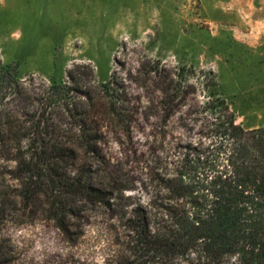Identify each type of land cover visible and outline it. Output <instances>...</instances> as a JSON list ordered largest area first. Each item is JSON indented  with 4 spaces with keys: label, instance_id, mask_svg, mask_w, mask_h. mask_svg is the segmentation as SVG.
I'll use <instances>...</instances> for the list:
<instances>
[{
    "label": "rangeland",
    "instance_id": "1",
    "mask_svg": "<svg viewBox=\"0 0 264 264\" xmlns=\"http://www.w3.org/2000/svg\"><path fill=\"white\" fill-rule=\"evenodd\" d=\"M0 59L23 92L4 113L37 111L58 148L41 157L53 170L30 172L28 140L0 142V264H122L121 217L146 196L137 156L149 154L157 62L192 68L199 99L201 77H214L236 122L264 126V0H0ZM109 81L119 101L99 87ZM113 102L148 116L129 111L123 129ZM73 177L112 192V209L70 194Z\"/></svg>",
    "mask_w": 264,
    "mask_h": 264
},
{
    "label": "trees",
    "instance_id": "2",
    "mask_svg": "<svg viewBox=\"0 0 264 264\" xmlns=\"http://www.w3.org/2000/svg\"><path fill=\"white\" fill-rule=\"evenodd\" d=\"M147 70L157 94L149 154L137 156L145 174L146 196L121 217V263L264 264V126L245 128L236 122L214 77H201L199 99L192 68H168L157 62ZM67 76L76 83L71 71ZM112 82L99 87L119 101ZM49 88V93L57 92L62 86L52 83ZM66 88L67 93L77 91L87 97L76 86ZM190 92L195 97L187 103ZM22 93L12 66L0 59V142L18 145L26 138L27 170H53L52 160L41 157L58 148L47 146L52 131L41 123L37 111L29 120L4 113ZM115 103H110L109 111L123 129L129 128V111L144 119L148 116L143 108L130 110ZM17 145L8 150L20 153ZM95 145L90 144L92 152ZM54 176L51 181L57 189L61 177ZM61 185L92 203L108 209L114 205L112 192L80 178ZM61 204L56 200L55 209L62 214Z\"/></svg>",
    "mask_w": 264,
    "mask_h": 264
}]
</instances>
